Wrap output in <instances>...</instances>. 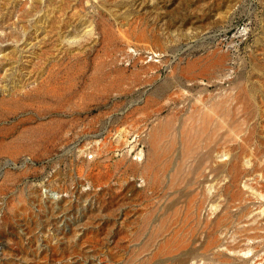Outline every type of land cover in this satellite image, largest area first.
Segmentation results:
<instances>
[{"label": "rangeland", "instance_id": "1", "mask_svg": "<svg viewBox=\"0 0 264 264\" xmlns=\"http://www.w3.org/2000/svg\"><path fill=\"white\" fill-rule=\"evenodd\" d=\"M0 264H264V0H0Z\"/></svg>", "mask_w": 264, "mask_h": 264}]
</instances>
